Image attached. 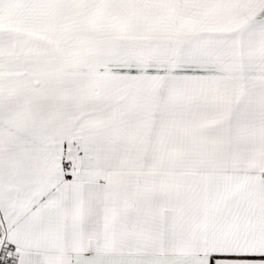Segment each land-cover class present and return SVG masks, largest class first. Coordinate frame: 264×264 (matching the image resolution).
Listing matches in <instances>:
<instances>
[{
  "label": "snow or ice",
  "instance_id": "obj_1",
  "mask_svg": "<svg viewBox=\"0 0 264 264\" xmlns=\"http://www.w3.org/2000/svg\"><path fill=\"white\" fill-rule=\"evenodd\" d=\"M0 264H264V0H0Z\"/></svg>",
  "mask_w": 264,
  "mask_h": 264
}]
</instances>
